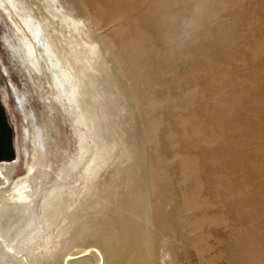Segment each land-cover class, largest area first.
I'll use <instances>...</instances> for the list:
<instances>
[{"label":"bare ground","instance_id":"1","mask_svg":"<svg viewBox=\"0 0 264 264\" xmlns=\"http://www.w3.org/2000/svg\"><path fill=\"white\" fill-rule=\"evenodd\" d=\"M92 4V0H0L10 44L17 47L33 73L46 76L56 89L55 97L68 101L65 110L77 145L73 158L55 171L52 162L44 161L49 130L39 124L27 103L28 91L21 90L11 78L13 84L6 85L7 99L14 93L20 101L33 138L31 147L30 141L20 138L17 145L15 136L14 149L11 137L12 156L0 158V264H166L168 259L167 264H179L181 261L166 248L170 241L186 259L195 257L199 264H232L218 262L221 241H210L213 230L209 225L220 222L213 213L215 193L238 195L237 173L244 177L237 180L239 185H245L248 176L255 173L264 151L263 147L251 148L262 141L259 126L254 133L249 132L246 124L250 113L245 106L243 117L225 118L230 132L215 138L205 133L200 121L184 117L174 120L178 131H166L164 143L169 145L163 153L159 146L164 139V120L157 121L151 110L153 104H165V98L149 93L144 82L131 94V103H140L133 123L126 121L127 136H119L112 127L111 116L117 113L112 102L119 101L125 91L116 83L118 73L107 64L114 58L122 70L131 68L126 67L112 37L103 35L106 9L94 4L91 8ZM148 55L140 50L133 55V69L145 78L153 69L145 62ZM263 96L264 89L248 96L249 108ZM141 100L150 106L141 105ZM241 102L247 103L239 99ZM258 111L261 114L262 109ZM60 133L57 127L53 131L56 152L63 150ZM223 142L226 148L220 151L210 146ZM202 144L207 146L201 148ZM118 148L127 164L105 181V189L90 193L91 188L99 187L94 178ZM202 155L215 157L218 166L208 163L202 170ZM224 178L229 184L222 181ZM49 183L52 185L47 188ZM241 202L247 213L252 207L261 209L252 195H243ZM177 204V224L172 225L168 220ZM255 214L251 218L257 221L261 215L259 211ZM263 234L261 228L260 235L253 236L260 249L264 248ZM223 252L220 250L221 255Z\"/></svg>","mask_w":264,"mask_h":264},{"label":"rangeland","instance_id":"2","mask_svg":"<svg viewBox=\"0 0 264 264\" xmlns=\"http://www.w3.org/2000/svg\"><path fill=\"white\" fill-rule=\"evenodd\" d=\"M92 3L98 9L101 6L106 9L102 23L103 35L112 37L125 58L126 67L131 68L122 70L114 58H110L107 64L111 71L118 73L116 83L125 91L119 101L112 102L116 107L115 113L117 112L115 116H111L112 127L118 135L127 136L125 125L129 121L133 123L137 103H140H131V94L146 82L148 92L160 99L165 98L166 102L162 105L153 104L151 110L157 121L164 120L165 127L161 133L164 139L162 141L160 138L162 142L159 146L163 153L167 152L165 146L169 145L164 143L168 137L165 135L166 131H178L179 124L174 120L192 117L203 124L207 135L215 138L230 132V123L225 118L243 117L244 106L246 112L250 113L247 129L254 133L259 126L257 133L262 138L259 143L254 142L255 145L251 148L263 147L264 150V96L255 102L254 108H249V97L257 90L264 89V0H92ZM112 21L113 25L110 26ZM10 36L6 17L0 13V106L11 131L14 149L15 136L16 144L20 138L21 141H30L32 147L33 128L27 123L15 94L10 93L9 101L7 99L6 85L13 84L11 78L21 90L28 91L27 103L33 107L39 124L49 130V151L44 161L52 162L55 171L57 166L66 163L77 152L76 138L65 110L68 101L53 95V90L56 89L50 86L43 73L31 71L16 50L17 47H13L14 44L11 45L8 41ZM139 50L148 52L145 62L153 66L146 78L133 69V55ZM38 77H41V84ZM229 95L232 97L227 99ZM239 99L246 100L247 103H239ZM100 102L101 100L98 101ZM141 102V105H149L147 100ZM260 109L262 112L258 114ZM191 122L195 123L192 119ZM56 127L61 131L62 152L58 149L56 152L54 145L53 131ZM202 145L201 148L207 146ZM210 146L220 151L223 147L226 148V143ZM120 151V148L115 150L113 158L101 168L99 175L94 178L99 187L91 188L90 193L105 189V181L117 168L127 164L123 161V151ZM200 158L202 170L208 163L218 166V160L214 161L215 157L202 155ZM237 176V180L244 178L241 172ZM237 180L236 188L240 190L238 195L228 197L227 192L216 190L217 205L213 213L220 222L209 225L213 230L210 241H221L216 253L218 262L264 264V248H258L253 237L260 235V229L264 228V151L259 166L254 174L248 176L245 185L244 182L239 185ZM222 181L229 184L228 179L224 178ZM46 183L47 181L44 185ZM51 185L52 183L47 184V188ZM243 195H252L254 200L259 201L261 209L252 207V212L247 213L241 202ZM175 206L173 216L168 220L172 225L177 224L175 217L180 209L179 204ZM255 211H259L261 215L257 219L258 223L255 217L251 218ZM261 236L264 238V234ZM166 248L172 251V255L176 256L174 258L181 261L179 264H199L195 257L186 259V254L176 249L174 241L167 243ZM175 249L177 252H174ZM220 250L225 252L221 255ZM164 262L170 263V259Z\"/></svg>","mask_w":264,"mask_h":264},{"label":"water","instance_id":"3","mask_svg":"<svg viewBox=\"0 0 264 264\" xmlns=\"http://www.w3.org/2000/svg\"><path fill=\"white\" fill-rule=\"evenodd\" d=\"M12 154L11 131L0 106V158L11 157Z\"/></svg>","mask_w":264,"mask_h":264}]
</instances>
